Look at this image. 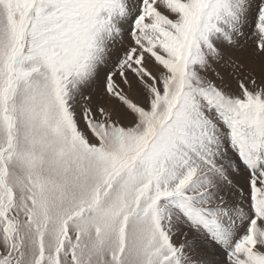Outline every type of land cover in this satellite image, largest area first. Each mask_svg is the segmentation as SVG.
Listing matches in <instances>:
<instances>
[{"label": "snow or ice", "instance_id": "1", "mask_svg": "<svg viewBox=\"0 0 264 264\" xmlns=\"http://www.w3.org/2000/svg\"><path fill=\"white\" fill-rule=\"evenodd\" d=\"M198 243L264 264V0H0V264Z\"/></svg>", "mask_w": 264, "mask_h": 264}, {"label": "rangeland", "instance_id": "2", "mask_svg": "<svg viewBox=\"0 0 264 264\" xmlns=\"http://www.w3.org/2000/svg\"><path fill=\"white\" fill-rule=\"evenodd\" d=\"M127 37H125V40L127 41ZM249 51L251 50V45L248 46ZM239 55V53H238ZM151 67V65H150ZM133 98L135 99V95L133 96ZM126 123V122H125ZM190 240H196L199 241L200 238L195 234V233H190L189 237ZM177 240L179 241V237L177 238ZM206 250V251H204ZM197 254L201 259H204L206 261L209 262V264H220V262L223 260V254L219 251L216 250L215 253H213L212 251V247L208 244H197Z\"/></svg>", "mask_w": 264, "mask_h": 264}]
</instances>
